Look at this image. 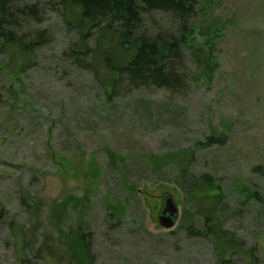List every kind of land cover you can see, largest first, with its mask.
Wrapping results in <instances>:
<instances>
[{"label": "rangeland", "instance_id": "374dc122", "mask_svg": "<svg viewBox=\"0 0 264 264\" xmlns=\"http://www.w3.org/2000/svg\"><path fill=\"white\" fill-rule=\"evenodd\" d=\"M215 1L220 68L184 95L110 96L119 48L79 68L50 10L51 44L0 51V264H264V0Z\"/></svg>", "mask_w": 264, "mask_h": 264}, {"label": "trees", "instance_id": "16d2710c", "mask_svg": "<svg viewBox=\"0 0 264 264\" xmlns=\"http://www.w3.org/2000/svg\"><path fill=\"white\" fill-rule=\"evenodd\" d=\"M218 8L215 0H47L43 5L0 0V51L14 46L34 55L51 44L55 31L41 28L50 10L73 36L63 57L79 68L91 69L96 57L89 43L97 46L98 37L104 47L115 44L120 49L101 53L114 75L110 96L125 98L143 89H161L179 96L188 93L190 84H212L220 68L223 20L215 17ZM125 53L128 60L120 62ZM116 63L121 65L114 67ZM255 172L264 175V168ZM257 201L262 203L258 197ZM196 234L210 238L212 233ZM78 237L83 251L91 257L90 237L81 231ZM220 261L231 262L224 257Z\"/></svg>", "mask_w": 264, "mask_h": 264}, {"label": "water", "instance_id": "95a60500", "mask_svg": "<svg viewBox=\"0 0 264 264\" xmlns=\"http://www.w3.org/2000/svg\"><path fill=\"white\" fill-rule=\"evenodd\" d=\"M179 211L169 195L163 196V206L159 215V223L166 230L173 229L178 221Z\"/></svg>", "mask_w": 264, "mask_h": 264}]
</instances>
